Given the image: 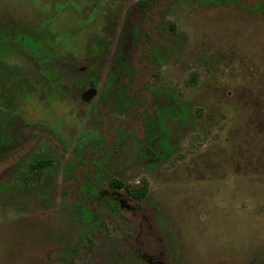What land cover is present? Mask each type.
<instances>
[{
    "label": "rangeland",
    "instance_id": "obj_1",
    "mask_svg": "<svg viewBox=\"0 0 264 264\" xmlns=\"http://www.w3.org/2000/svg\"><path fill=\"white\" fill-rule=\"evenodd\" d=\"M142 1L0 0V264H264V0H152L144 20ZM148 22L154 40L161 28L158 64L131 36L128 68L143 72L154 105L172 94L190 114L164 123L167 162L140 129L96 158L116 209L97 207L103 231L74 252L85 224L63 191L85 184L61 174L73 149L100 134L95 117L122 118L101 112L112 101L103 84L121 29ZM90 80L97 95L87 101ZM116 137L105 131L107 144ZM34 152L57 157L53 187L46 169L19 179Z\"/></svg>",
    "mask_w": 264,
    "mask_h": 264
},
{
    "label": "flooded vegetation",
    "instance_id": "obj_2",
    "mask_svg": "<svg viewBox=\"0 0 264 264\" xmlns=\"http://www.w3.org/2000/svg\"><path fill=\"white\" fill-rule=\"evenodd\" d=\"M213 1H218V0H213ZM138 5L143 7L140 18L142 20H144L146 18L149 19L150 18V14H149L150 9L153 8L155 5L154 1L144 0L142 2H139ZM56 6H57L58 11L64 9L65 8V1L58 2L56 4ZM132 22L133 23L135 22L134 18L131 19V23ZM150 27H151V25L148 22L147 28L140 30V31H138L135 28L134 31H132L130 35H129V33L126 32L127 31L126 29H124V28L121 29V31L119 33V39H118V42L116 44V48H115L114 53L112 55V62H111L109 69H108V72H109L112 65L113 64L115 65L116 69L113 70L115 77H112L110 79V81H109L110 88L107 89L105 86V83L107 81V75H108V72H107L106 77H105V81L103 84V90L101 93V97L103 100H106V99H108L107 97H109V98H111L112 101L110 104L106 105L105 108L101 109V112L103 113L106 110H110L112 112L118 113L119 115H122V118H117L116 120H113V119L107 120L106 122H103L102 117H100V116L95 117L93 119V123L96 125L100 134L95 135V137H93L92 139H90L89 141H87L85 143H81L79 145L78 149L77 148L73 149V151H72L73 157L69 160V165H68L69 167L66 168V171L65 170L62 171L61 175L63 176V180H65V181H68V180L73 181L74 180L75 182L80 181L79 183L85 184V188H79L76 190L77 192L76 191L69 192V189L67 190V188H65V190L63 191V195H64L63 199L65 201H68L71 205H73L74 213L77 215L80 222L85 224V228H83L79 231L80 241H79L78 245L73 248L74 252H76L79 249V247L82 248L84 246V243H83L84 240L88 243L91 242V237L88 234L96 235L98 230L103 231V228L105 226V221H104V217H103L102 213L99 215L96 214V209H98L97 207L104 208L105 206H107L108 211H110V212L115 211V209H116L114 204L108 200V197L105 195V193L103 191L101 192V189L103 187V182L101 181V179H99L95 175V167L97 168L98 166L96 164L94 165V163L96 162L95 160L97 157L101 156V154L106 155V154H109V152L113 151L115 146L118 145V142L120 140H122L121 138L125 136V133L127 131H132V132L136 133L140 129V132L144 134V137H143L144 140L148 141L149 143L155 142L154 151H155V157L157 158V160L159 162H162V163L170 160V159L166 160L165 157L160 156V154L162 153L161 146L159 145L160 135H157L160 132L159 126L154 122H153L154 124L150 123V126H148L147 129L150 130L151 134L148 135L146 129L144 128V125H142V122L144 120L135 119V118L133 119L132 117L129 118L126 114V110L124 107V101L121 98L117 99V97L115 95V91L119 90L120 87H122V85L129 80L128 74H127V71L131 70L128 68V63H127V60H128V53H127L128 47H127V45L129 44V41H130L129 37L135 36V37L131 38L133 48L138 49L142 52V58H144L145 62H147L148 64H150L149 62H151L152 64H150V65H154L155 63L158 64L157 58L161 57V52L159 50L160 49V40L162 38V34H160L161 28L158 29V34H159L158 39L154 40L155 35H153L150 32ZM135 38L137 39L136 41L134 40ZM141 41H142L144 49L143 48L141 49L138 46V44ZM144 50H145V53H144ZM118 51L120 53H122L123 55H118L119 60L117 62H114V55ZM125 64H126V66H125ZM133 70H136V72H137L136 79L138 80L137 85L134 84V87H133L134 92L137 95L138 94L143 95L145 99H147L150 103H152L150 101V99H151V96H153V95L150 94V91L154 94V90L145 82L142 85H140L141 80L139 77L143 76V72L138 73V69H133ZM117 79H119V80L124 79V80L121 81L117 85H113L114 80H117ZM89 82L91 84V88L83 96L84 100H87V101L90 100V98L92 96L97 95V90L95 88V84L93 83L92 80H90ZM177 102L181 103L180 101H177ZM158 106H156V107H158ZM140 111L142 112L143 110L140 109ZM136 115H140V114H136ZM149 115L151 118L153 117L152 121H155L153 110L149 112ZM102 123H103V125H102ZM107 129H115V131H117V137L111 138L109 140V144L106 143V139H105V131ZM166 130H167V128H166ZM167 132H168V130H167ZM35 141L37 142V137L35 138ZM168 142H169V133H168ZM97 143H100L99 146H97ZM62 144L60 143V145L62 146V149H61L62 151L60 152V156L64 157L65 154L68 152V150L66 149L65 145L64 144L62 145ZM93 144H94V148L91 147V145H93ZM92 148H93V150H92ZM171 149L173 151L172 147H171ZM85 150L88 153V155L84 159V158H82V156H83L82 154ZM171 154H172V152H171ZM36 155L48 156V154L42 153V152H38V153L34 152V154L32 156H36ZM48 157H50V159H51V164L49 167H46V170L49 173L51 168L56 169V177H55L54 183H52L53 179L51 182L52 184L48 182L49 185L53 187V185L56 183V180H57L58 175H59V174H57L59 167L53 165L54 158H57V157H53V156H48ZM170 158H171V155H170ZM21 161L18 163V166H17L20 168V170L24 166L21 163ZM58 161L61 163L59 158H58ZM87 161L91 162L92 164H87ZM84 166H85V168L83 171ZM88 167H90V168H88ZM75 171H77L79 173V177H77L75 175ZM80 172H83V174H80ZM83 175L85 176L84 178H82ZM47 176L49 177V174ZM19 179H21V174L19 176ZM87 180H89V181H87ZM111 185L123 186L125 188V190H127L126 186H129L126 184H122L121 182H118V181H112ZM130 187L132 188L133 186H130ZM82 209L84 211L88 212L87 215H89L88 216L90 219L89 222L87 221L86 218L82 217L83 212H84V211H82ZM94 220H96V224H94ZM88 226H90L89 231H87Z\"/></svg>",
    "mask_w": 264,
    "mask_h": 264
},
{
    "label": "trees",
    "instance_id": "obj_3",
    "mask_svg": "<svg viewBox=\"0 0 264 264\" xmlns=\"http://www.w3.org/2000/svg\"><path fill=\"white\" fill-rule=\"evenodd\" d=\"M138 46L141 49L143 48L142 41L138 44ZM144 53H145V50H144ZM118 55H123V54L118 51L114 55V62H117L119 60ZM115 69L116 67L113 64L110 71L108 72L107 81L105 83V86L107 89L110 88V84H109L110 79L112 77H115L113 73V70ZM127 74H128L129 80L126 83H124L122 87H120L119 90L115 91V95L117 99L121 98L124 101V107L126 110V114L129 118L132 117L133 119L135 118V119L144 120L142 122V125H144V128L146 129L148 135L151 134L150 130L147 129V127L150 126V123L154 122L159 126L160 132L157 135H160L159 145L161 146V150H162V153L160 154V156L165 157L166 160H169L172 149L168 142V132L164 126V122L168 119L170 121H174V120H178L181 122L185 121L188 118L187 116H189L190 114L189 109L183 103H178L174 95L172 94H168L167 97L162 100V103L158 107H156L154 104L150 103L147 99H145L143 95L141 94L137 95L134 92V89H133L134 84L137 85V82H138V80L136 79V74H137L136 70H133V69L128 70ZM150 94L153 95L151 91H150ZM140 109H142L143 111L141 112ZM152 110L154 111L155 121H152L153 117L151 118L149 115V112ZM136 114H140V115H136ZM99 144L100 143H97V146H99ZM91 147L94 148V144L91 145ZM82 155H83L82 158L84 159L87 157L88 153L86 152V150L83 152ZM21 163L24 165L23 168L21 169L22 170L21 180L26 182L27 177L30 175L35 176V174L38 173L37 177H41L42 176L41 174L43 173V171H45L46 167L50 166L51 159L48 156L36 155V156L30 157L26 161L25 159H22ZM49 177L50 178L48 182L51 183L53 179L52 183H54V180L56 177L55 168L50 169ZM0 188L3 189L4 186L1 185ZM135 188H136L135 186H133L132 188L130 186H126V189L133 194H139V195L144 196V194L146 193L145 185H143V187L141 188L142 190L140 192L135 191L134 190ZM82 211L84 210L82 209ZM87 213H88L87 211H84L82 217L86 218L87 221L89 222L90 219ZM89 229H90V226L87 227V231H89Z\"/></svg>",
    "mask_w": 264,
    "mask_h": 264
}]
</instances>
